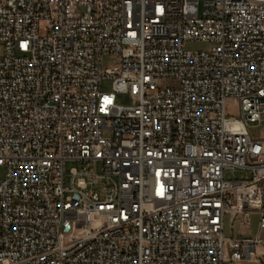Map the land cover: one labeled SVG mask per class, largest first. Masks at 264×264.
Returning a JSON list of instances; mask_svg holds the SVG:
<instances>
[{
    "label": "built area",
    "instance_id": "obj_1",
    "mask_svg": "<svg viewBox=\"0 0 264 264\" xmlns=\"http://www.w3.org/2000/svg\"><path fill=\"white\" fill-rule=\"evenodd\" d=\"M0 44V264H264V0H0Z\"/></svg>",
    "mask_w": 264,
    "mask_h": 264
},
{
    "label": "rangeland",
    "instance_id": "obj_2",
    "mask_svg": "<svg viewBox=\"0 0 264 264\" xmlns=\"http://www.w3.org/2000/svg\"><path fill=\"white\" fill-rule=\"evenodd\" d=\"M186 47L192 50H196V49H205L208 47V44L206 42L200 41V40H193V41H189L186 43ZM3 51V46L0 44V53ZM115 62V58L113 56L107 55L104 58V65L105 66H110L112 63ZM162 85L164 86H175L178 84V82L174 79H164L161 82ZM101 88L103 91L105 92H110L112 91V80L109 78H105L104 80H102L101 82ZM116 102L118 104H122V105H129L132 103V98L131 95L128 92H117L116 93ZM227 112L230 115L233 116H237L239 114V109L237 104L234 101H229L227 104ZM250 130L252 131V133L255 136H264V119L261 120L259 123H251L250 124ZM80 167V163L79 162H75V161H69L66 163L65 165V171L67 174H69L70 168L71 167ZM99 167H101V164H99ZM3 175V169L0 168V176ZM226 175L228 177L233 178L234 176L236 177H241L243 175V172L240 170L233 172H229L227 171ZM68 175L66 178V182L68 183ZM231 227L229 224V218L226 217L225 220V228H224V233L225 234H231Z\"/></svg>",
    "mask_w": 264,
    "mask_h": 264
},
{
    "label": "crops",
    "instance_id": "obj_3",
    "mask_svg": "<svg viewBox=\"0 0 264 264\" xmlns=\"http://www.w3.org/2000/svg\"><path fill=\"white\" fill-rule=\"evenodd\" d=\"M231 231H232L231 234H226V235L239 236L241 233L240 229L237 226L234 228V230L231 229ZM258 233L264 237V229L259 231V215L254 213L252 215L250 227L244 230V234L249 236L252 235L254 236L257 235ZM237 264H260V263L256 261H243Z\"/></svg>",
    "mask_w": 264,
    "mask_h": 264
}]
</instances>
